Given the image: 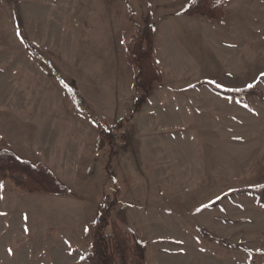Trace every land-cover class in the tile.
<instances>
[{
	"label": "rangeland",
	"instance_id": "obj_1",
	"mask_svg": "<svg viewBox=\"0 0 264 264\" xmlns=\"http://www.w3.org/2000/svg\"><path fill=\"white\" fill-rule=\"evenodd\" d=\"M17 1L30 44L19 34L11 0H0V148L9 144L14 128L11 97L23 91L19 79L28 70L32 74L30 68L34 93L37 86L38 93L52 95L55 102L47 123L36 117V104L32 112L21 111L22 123L26 119L32 125L33 143L24 146L29 151L24 155L38 154L36 130L44 124L73 136L80 133L77 127L87 125L85 108L91 113L90 131L94 122V140L91 131L81 163L52 167L67 180L59 178L70 192L48 194L40 208L25 203L49 224L76 225L70 231L78 241L64 247L62 256L70 252L80 264H91L88 225L118 190L112 216L145 242L147 264H264V257L252 256L264 252V194L233 192L264 184V0H228L223 21L174 18L192 0ZM148 14L154 29L176 28L191 50L193 68L185 73L220 88L252 85L253 90L247 100L232 101L213 92L207 101L204 93L210 111L202 125L177 132L157 133L135 116L115 129V156L108 170L110 150L97 152L95 129L98 121L110 128L133 113L139 95L130 80L137 75L124 64L138 68L127 61L125 43ZM196 22L223 26L208 28L200 41ZM91 78L94 84L87 92ZM191 92L193 87L187 90ZM77 113H82V123ZM23 232L19 239L25 238ZM9 245L14 252L18 243L13 239ZM23 255L11 264H29Z\"/></svg>",
	"mask_w": 264,
	"mask_h": 264
},
{
	"label": "crops",
	"instance_id": "obj_2",
	"mask_svg": "<svg viewBox=\"0 0 264 264\" xmlns=\"http://www.w3.org/2000/svg\"><path fill=\"white\" fill-rule=\"evenodd\" d=\"M180 16L187 15L180 12L174 18L177 19ZM196 23L200 29V35L197 36L200 38V41H204L203 35H205L204 33L208 28H210L208 30L212 28L220 29L223 26L222 23L218 25L208 22ZM176 31V28H166L163 33H159L155 29V58L162 70L163 81L155 83L153 93L143 108L136 114L135 118V120L148 121L149 126H145V128L154 131L156 129L158 131L157 133L177 132L180 129L184 130L187 127H191L193 123L202 125L203 118L207 117L204 113L210 111L209 104L205 105L204 93L208 95L207 101L212 92L214 95L220 96L216 91H212L213 89L208 85H197L200 79L192 78L191 75L185 73V70L193 68L189 64L194 61V58L191 57V50L182 43V39ZM124 67L126 71L129 70L132 74H138V71L130 69L126 64H124ZM28 71H26L27 74L25 73L23 79H19L20 84L22 83L24 86L23 91L11 97V103H14V108L16 109L14 111V128L10 132V136L8 134L5 135L8 136L9 144L1 148L10 149L21 158L31 162L44 163L58 178L64 183H67V180L60 172L52 167L73 165L75 160L80 164V160L85 158L82 151L86 147L89 138L88 135L91 131L93 134L92 139L94 140V122L92 123L91 131L89 130L91 126L88 118L91 113L84 106L78 105L81 108H85L83 109L87 113L88 118L85 121L87 125L84 124L85 126L77 127L80 133L74 131L73 136L70 137L62 136L60 127L53 128L44 126V124L39 130H36L35 151L37 150L38 154H35L36 152L32 153V155L28 153L29 156H27L26 154L29 151H26L24 146H29L33 143L31 138H29L32 134V125H28L26 119L24 124L22 123V119H20L21 111L25 112V114L29 111L32 112V108L36 104V117L43 118L47 123L48 112L52 107L50 103L55 102L52 95L44 92L38 93L37 86H35L36 92L34 93V73L31 68L30 71L32 74L29 75ZM135 80L136 78L133 81L131 79L130 83L132 82L131 84L134 83L135 85ZM88 84L87 92L91 90L92 87L90 85L94 84V80L91 78ZM192 87L193 92L187 93V90ZM57 89L61 90L62 88L57 87ZM83 92L86 91L84 90ZM137 94L139 95L138 91ZM79 96L80 93L77 94L76 101L80 98ZM227 99L230 101L237 100ZM77 114L75 116L79 117L82 123L84 121L81 116L82 113ZM179 117L181 120H179ZM99 134V128L95 129V137L97 136V140ZM12 136L14 139H12ZM23 152L26 154L24 155ZM12 184L14 185L11 180L3 182L0 179V261H7L11 264L14 260L21 259L22 257L20 256L24 254V260L29 264H50V262H53V264H60L59 262L61 264H80L79 257L70 252H67L68 256H64L65 258L62 256L64 247L70 246L78 241V234L74 230L70 231L76 225L74 223L62 225L49 224L47 217L44 218L42 214H37L36 211L28 209L27 205H25V203L30 202L39 205L37 207L40 208L45 202V196L51 195L43 193H18L14 189V187H17L15 185L13 187ZM54 197L56 198L58 196ZM52 228L58 229V233L53 234L51 232ZM28 230L30 231L28 232ZM18 231H24L22 234V236H25L24 239H19L20 234ZM13 239L18 245L15 251L11 252L9 244H11Z\"/></svg>",
	"mask_w": 264,
	"mask_h": 264
},
{
	"label": "trees",
	"instance_id": "obj_3",
	"mask_svg": "<svg viewBox=\"0 0 264 264\" xmlns=\"http://www.w3.org/2000/svg\"><path fill=\"white\" fill-rule=\"evenodd\" d=\"M11 2L19 34L30 44L18 1L11 0ZM227 4L228 0H192L181 13L191 17L203 16L208 20L223 21L226 17ZM125 48L128 62L138 68L135 88L139 92V97L132 115L120 119L115 126L108 128L103 122H97L100 134L96 150L100 152L109 147L108 170L115 156L113 146L115 129L129 124L148 101L154 91L155 83L163 81L162 70L155 58V29L151 24L150 14L145 17V24L125 43ZM197 85H208L224 97L240 100H247V94L253 90L251 87L220 88L207 80L199 81ZM248 106L250 107L249 102ZM9 178L18 189L25 193L64 195L70 192L69 187L44 163H33L21 158L10 149L0 148V179L5 182ZM233 192L264 194V184L235 188ZM118 194L117 190L112 199L100 209L98 218L88 225L92 243L87 258L91 264H134L135 262L136 264H147L145 242L133 229L124 228L112 216V209L117 204ZM252 256L264 257V252H253Z\"/></svg>",
	"mask_w": 264,
	"mask_h": 264
},
{
	"label": "snow or ice",
	"instance_id": "obj_4",
	"mask_svg": "<svg viewBox=\"0 0 264 264\" xmlns=\"http://www.w3.org/2000/svg\"><path fill=\"white\" fill-rule=\"evenodd\" d=\"M249 87H252V85H249ZM198 211H199V209H198Z\"/></svg>",
	"mask_w": 264,
	"mask_h": 264
}]
</instances>
